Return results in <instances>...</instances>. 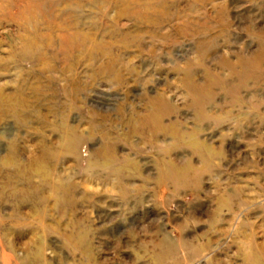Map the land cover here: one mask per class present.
Returning <instances> with one entry per match:
<instances>
[{"label":"rangeland","instance_id":"1","mask_svg":"<svg viewBox=\"0 0 264 264\" xmlns=\"http://www.w3.org/2000/svg\"><path fill=\"white\" fill-rule=\"evenodd\" d=\"M0 264H264V0H0Z\"/></svg>","mask_w":264,"mask_h":264}]
</instances>
